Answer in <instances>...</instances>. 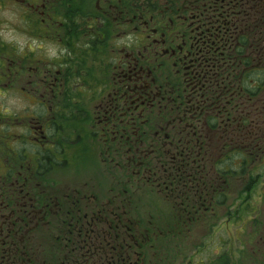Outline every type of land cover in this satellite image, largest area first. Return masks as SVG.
<instances>
[{
    "label": "flooded vegetation",
    "instance_id": "flooded-vegetation-1",
    "mask_svg": "<svg viewBox=\"0 0 264 264\" xmlns=\"http://www.w3.org/2000/svg\"><path fill=\"white\" fill-rule=\"evenodd\" d=\"M256 1L0 0L58 44L42 68L0 47V88L23 77L29 98L0 113V264L242 262L199 254V233L263 151L235 26Z\"/></svg>",
    "mask_w": 264,
    "mask_h": 264
},
{
    "label": "rangeland",
    "instance_id": "rangeland-1",
    "mask_svg": "<svg viewBox=\"0 0 264 264\" xmlns=\"http://www.w3.org/2000/svg\"><path fill=\"white\" fill-rule=\"evenodd\" d=\"M13 15L14 26H10L9 23H4L3 19L11 16L10 11L0 8V20L3 22L0 24V47L10 45V53L16 63L23 61L28 65L33 63L39 66L43 63H38L37 59L54 60L58 53L57 41L44 46L45 51L38 49L40 41L32 40L26 35V25L19 18V12L15 10ZM28 47L32 48V52L28 51ZM25 54H28V57ZM28 59L31 61L29 62ZM23 87H26V84L23 77H20L15 82L14 88H0V113H5L6 109L12 106L11 100H15L17 105V100L29 99L25 98L26 92L22 90ZM21 104L22 102L18 105ZM256 157L251 158L253 163L251 162L249 166L253 169H250L249 175L247 172H240L241 169H239V174L231 176L223 184L226 199L222 207L221 220L217 226L211 222L203 232L200 231L199 234L204 233L205 236H199L204 242L199 254H204L210 259L221 255L238 258V261L242 262L246 258L253 260L256 264H261L262 260L264 262V159L261 161ZM235 166L238 164L236 163ZM243 166L244 169L247 167L246 164ZM229 208L232 209L231 215H229ZM165 219L167 220V216L162 215L161 221ZM193 241L198 243L199 239L191 240L192 243ZM194 256H198V252Z\"/></svg>",
    "mask_w": 264,
    "mask_h": 264
},
{
    "label": "trees",
    "instance_id": "trees-1",
    "mask_svg": "<svg viewBox=\"0 0 264 264\" xmlns=\"http://www.w3.org/2000/svg\"><path fill=\"white\" fill-rule=\"evenodd\" d=\"M68 11L69 9H65ZM235 26L237 28V49L238 58L242 66L246 69H252L253 89L249 87V93L252 91L254 100H260V105H264V0L256 1L251 7H242L237 9L235 16ZM247 73L244 74L242 86L244 89L243 96L247 99ZM259 111L263 112V108ZM263 123V122H262ZM256 128H260L259 126ZM264 130V124L261 126ZM260 139L259 146L263 148L256 152L258 160L264 159V135H259L256 140ZM257 143V142H256ZM239 161H251L247 153L241 151L236 153ZM245 158H244V157ZM241 158V159H240Z\"/></svg>",
    "mask_w": 264,
    "mask_h": 264
}]
</instances>
